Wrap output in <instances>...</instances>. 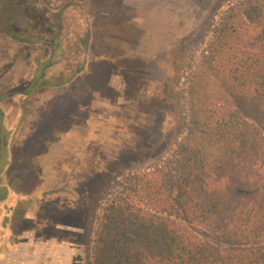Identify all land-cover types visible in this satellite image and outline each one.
Masks as SVG:
<instances>
[{"label": "rangeland", "instance_id": "1", "mask_svg": "<svg viewBox=\"0 0 264 264\" xmlns=\"http://www.w3.org/2000/svg\"><path fill=\"white\" fill-rule=\"evenodd\" d=\"M245 1L0 0V240L55 238L61 264H93L110 201L130 175L171 171L203 92L264 133L262 103L205 78Z\"/></svg>", "mask_w": 264, "mask_h": 264}, {"label": "trees", "instance_id": "2", "mask_svg": "<svg viewBox=\"0 0 264 264\" xmlns=\"http://www.w3.org/2000/svg\"><path fill=\"white\" fill-rule=\"evenodd\" d=\"M209 50L205 78L264 105V0L230 7ZM201 97L171 171L130 175L110 201L93 264H264V133Z\"/></svg>", "mask_w": 264, "mask_h": 264}, {"label": "crops", "instance_id": "3", "mask_svg": "<svg viewBox=\"0 0 264 264\" xmlns=\"http://www.w3.org/2000/svg\"><path fill=\"white\" fill-rule=\"evenodd\" d=\"M33 222L34 219L26 216ZM55 238H50L42 243L27 237L9 243L0 240V264H61L58 257L60 247L56 246Z\"/></svg>", "mask_w": 264, "mask_h": 264}, {"label": "flooded vegetation", "instance_id": "4", "mask_svg": "<svg viewBox=\"0 0 264 264\" xmlns=\"http://www.w3.org/2000/svg\"><path fill=\"white\" fill-rule=\"evenodd\" d=\"M49 66V65H48ZM48 66H46V67H48ZM26 95H28V93H26Z\"/></svg>", "mask_w": 264, "mask_h": 264}]
</instances>
